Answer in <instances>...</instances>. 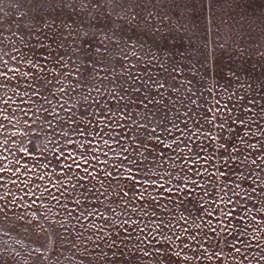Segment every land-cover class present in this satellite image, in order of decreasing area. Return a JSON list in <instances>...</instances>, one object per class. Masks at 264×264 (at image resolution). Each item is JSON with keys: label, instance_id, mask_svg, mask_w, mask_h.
<instances>
[{"label": "rangeland", "instance_id": "obj_1", "mask_svg": "<svg viewBox=\"0 0 264 264\" xmlns=\"http://www.w3.org/2000/svg\"><path fill=\"white\" fill-rule=\"evenodd\" d=\"M0 124V264H264V0H0Z\"/></svg>", "mask_w": 264, "mask_h": 264}, {"label": "snow or ice", "instance_id": "obj_2", "mask_svg": "<svg viewBox=\"0 0 264 264\" xmlns=\"http://www.w3.org/2000/svg\"><path fill=\"white\" fill-rule=\"evenodd\" d=\"M0 127H2V124H0ZM236 151H239V149H236ZM0 183H2V181H0Z\"/></svg>", "mask_w": 264, "mask_h": 264}]
</instances>
